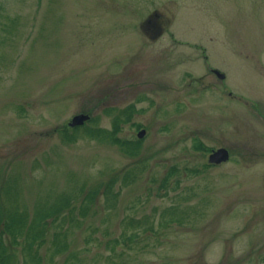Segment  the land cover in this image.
Returning a JSON list of instances; mask_svg holds the SVG:
<instances>
[{
	"label": "rangeland",
	"instance_id": "1",
	"mask_svg": "<svg viewBox=\"0 0 264 264\" xmlns=\"http://www.w3.org/2000/svg\"><path fill=\"white\" fill-rule=\"evenodd\" d=\"M129 105L134 156L61 135L79 112L110 129ZM112 177L115 205L100 194L40 264H264V0H0V201L31 213Z\"/></svg>",
	"mask_w": 264,
	"mask_h": 264
},
{
	"label": "trees",
	"instance_id": "2",
	"mask_svg": "<svg viewBox=\"0 0 264 264\" xmlns=\"http://www.w3.org/2000/svg\"><path fill=\"white\" fill-rule=\"evenodd\" d=\"M134 108L129 105L122 108L114 116L110 129L95 126L93 116L84 124L73 128H62L61 135L67 141H74L83 133L98 139L107 140L117 145L126 154L134 156L140 149L139 139H124L118 136L121 125L133 115ZM135 174L127 172L123 183L132 182ZM117 177H112L104 183H98L84 191H49L46 193L45 202L42 205L34 204L31 213L19 206L8 207L0 201V264H40L43 255L40 248L46 244L47 257L50 261L54 256L68 250V234L73 228L81 224V219L91 211L92 205L98 196L103 194L107 208H112L117 200L118 192L114 190ZM81 194L80 204L76 208L74 202ZM77 209V210H76ZM76 211V212H75ZM172 217L170 220H173ZM68 220V221H65ZM128 226L139 227V220L127 222ZM136 233L131 234L132 238ZM121 239V238H119ZM125 238L122 242H124ZM120 240L112 239L109 242L110 250L115 249ZM14 247H20L21 257L16 258ZM77 255L74 251L69 254L64 264H75Z\"/></svg>",
	"mask_w": 264,
	"mask_h": 264
},
{
	"label": "water",
	"instance_id": "3",
	"mask_svg": "<svg viewBox=\"0 0 264 264\" xmlns=\"http://www.w3.org/2000/svg\"><path fill=\"white\" fill-rule=\"evenodd\" d=\"M219 77H223L224 74L219 73L218 74ZM90 118V115L88 113H77L75 115L72 116L71 120L68 122V125L71 127H74L76 125H81L83 124L86 120H88ZM146 130L144 128H141L138 130L137 132V136L139 138L143 137V135L145 134ZM229 156V152L226 148L224 147H220L216 150H213L210 155H209V161L211 162H221V161H225L228 159Z\"/></svg>",
	"mask_w": 264,
	"mask_h": 264
},
{
	"label": "flooded vegetation",
	"instance_id": "4",
	"mask_svg": "<svg viewBox=\"0 0 264 264\" xmlns=\"http://www.w3.org/2000/svg\"><path fill=\"white\" fill-rule=\"evenodd\" d=\"M154 14H155V12H152L150 15L146 16L145 19H143V23L146 25L147 31L151 32L152 34H153V32H156L158 34L162 28L160 27V25H156V21L152 20ZM168 33L172 37V41H173V39H175L174 32L169 31ZM210 69H211V71H213V73L217 72V69L214 67H211Z\"/></svg>",
	"mask_w": 264,
	"mask_h": 264
}]
</instances>
